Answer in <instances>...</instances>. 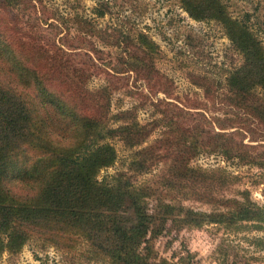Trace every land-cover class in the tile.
Listing matches in <instances>:
<instances>
[{"label":"trees","instance_id":"obj_1","mask_svg":"<svg viewBox=\"0 0 264 264\" xmlns=\"http://www.w3.org/2000/svg\"><path fill=\"white\" fill-rule=\"evenodd\" d=\"M31 1L0 0V10L9 8L23 15L33 6ZM178 3L194 20L216 21L240 59L226 71L222 83L211 80L212 90L210 83L190 78L191 82L207 86L206 94L218 96L245 119L264 127V46L260 40L246 22L232 18L220 0ZM76 23L86 34L97 33L83 18ZM26 37L19 29L0 23V256L17 253L33 239L67 251L82 242L89 256L106 264H193L188 257L180 262L157 257L152 239L170 228L204 224L235 230L264 228V208L249 198L247 190L219 198L205 193L216 183H233L234 176L189 165L202 151L230 155L236 146L230 135L208 132L199 124L183 125L176 120L178 113L174 117L163 112L146 123H139L131 109L110 113L108 85L87 90L84 69L71 65L62 51L51 52L46 45L26 42ZM120 39L127 44L126 58H120L116 72L151 81L157 73L153 65L157 46L141 31ZM160 123L165 127L161 136L140 146ZM217 125L219 129L231 127V123ZM111 139L125 147L139 146L126 170L141 173L161 163L163 188L185 187L183 193L191 194L186 197L208 209L196 210L175 197L165 198L149 181L134 185L123 171L98 180L97 172L116 158ZM239 159L264 167V158L258 162L245 154Z\"/></svg>","mask_w":264,"mask_h":264},{"label":"rangeland","instance_id":"obj_2","mask_svg":"<svg viewBox=\"0 0 264 264\" xmlns=\"http://www.w3.org/2000/svg\"><path fill=\"white\" fill-rule=\"evenodd\" d=\"M220 1L232 18L246 22L264 46V0ZM31 5L23 15L9 8L0 10V23L19 29L27 36L23 38L26 42L46 45L58 54L62 51L71 65L86 72L87 90L108 85L110 113L131 109L139 123L150 122L163 112L173 116L178 113L180 117L176 120L183 125L199 124L208 132H226L236 145L230 155L202 151L189 165L220 169L235 177L231 184L216 183L206 191L203 189L205 193L211 192L219 198L236 196V190H247L249 198L264 208V167L239 159L246 154L261 162L264 127L253 119H245L240 111L227 106L218 96L206 94L207 86L199 87L190 80L210 83L208 89L212 90L211 80L222 83L226 71L240 61L216 21L190 18L178 0H32ZM77 18L91 23L97 33L86 34L83 26L77 25ZM137 31L145 33L157 46L153 64L157 73L151 81L136 78L133 73L116 72L120 58H126L127 44L121 42L120 36L129 37ZM228 123L231 127L217 128V124ZM164 130L160 123L140 146L160 137ZM108 142L116 158L110 166L97 172L98 180L123 171L134 185L149 181L155 192L162 191L165 198L175 197L181 205L196 210L208 209L201 201L186 197L184 194H191L183 193L185 187L175 184L172 188H163L159 178L163 170L161 163L141 173L126 170L127 162L139 146L125 147L118 139ZM262 239L264 228L235 230L219 224H204L197 228H170L168 233L155 236L151 242L157 257L173 262L188 257L193 264H216L221 260L226 264H264ZM84 250L82 242L67 251L31 239L15 254L3 252L0 264H106Z\"/></svg>","mask_w":264,"mask_h":264},{"label":"clouds","instance_id":"obj_3","mask_svg":"<svg viewBox=\"0 0 264 264\" xmlns=\"http://www.w3.org/2000/svg\"><path fill=\"white\" fill-rule=\"evenodd\" d=\"M38 194V193H37Z\"/></svg>","mask_w":264,"mask_h":264}]
</instances>
